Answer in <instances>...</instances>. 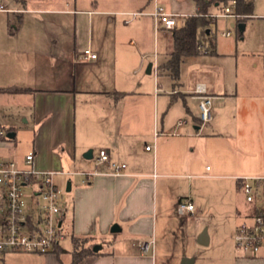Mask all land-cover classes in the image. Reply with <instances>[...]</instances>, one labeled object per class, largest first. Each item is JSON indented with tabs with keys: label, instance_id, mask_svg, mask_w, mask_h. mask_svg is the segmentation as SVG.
Segmentation results:
<instances>
[{
	"label": "crops",
	"instance_id": "1",
	"mask_svg": "<svg viewBox=\"0 0 264 264\" xmlns=\"http://www.w3.org/2000/svg\"><path fill=\"white\" fill-rule=\"evenodd\" d=\"M155 2L156 6L157 0ZM171 2L175 7L172 12L183 17L196 13L198 9L196 0ZM0 3L5 6L0 10V130L4 132L0 135V158L13 159L21 166H27L25 156L32 151L35 154L32 166L36 170L80 176L77 183L69 178L64 188L67 190L68 183H71V189L67 190L71 194L62 199L63 230L69 215L72 236H93L100 248L78 264H166L165 261L172 257L167 249L168 245L175 243L176 220L184 217L198 224L201 221L194 215L197 209L194 186L191 185L186 194L179 188L181 184L166 178L180 176L177 174L180 170H188L194 164L188 156L182 155V142L194 147L199 136L206 134L211 138L217 135L215 128L207 127L208 124L200 128L197 84H204L207 92L215 98L221 93L200 78L192 85L184 86V91L173 86L168 93L170 98L189 95L198 101V116L192 127L198 132L197 135L185 134L183 137L187 139L179 137L181 125L185 123L178 125L182 119L169 130L165 127H134V114L128 110V105L147 96L158 105L163 96L158 77L164 75L158 73V66L169 58L172 50L161 61L157 49L146 53L141 52L143 46H137L124 51L117 43L119 28L125 27L123 16L129 12H133L132 24L141 25L140 16H152V9L134 10L130 3L114 1L105 5L94 0L97 22L112 26L114 31L110 36L109 31L103 35L98 31L95 46L87 47L97 54V58L81 60V53L86 48L80 42L79 24L88 15L91 21L94 10L80 9L79 0H0ZM144 5L143 8L149 6L150 1ZM223 5L216 2L213 7L217 12L209 9V15L220 12ZM220 17L213 21V25ZM233 19L232 26L238 28L237 18ZM154 27L156 31L166 30L171 35V30L165 29L161 23L155 22ZM208 29V35L213 37L212 27ZM171 41L173 49L172 35ZM134 57L140 66L132 69L130 65ZM150 64L151 72H148ZM140 69L147 73L154 70L155 86L145 88L141 78L133 80L132 74ZM199 74L203 77L206 72L199 71ZM190 128L186 127L187 131ZM96 142L95 155L92 147H96ZM145 145H151V148L146 149ZM100 149L108 151L110 162L125 163L126 168L119 174L114 173L110 162L98 159ZM80 152H85L84 158L92 159L91 162L82 159ZM77 163L94 165V170H65ZM159 169L161 174L157 172ZM233 170L231 176L245 200L241 178L264 175V172L244 171L239 167ZM184 199L193 202L191 213L179 211L178 205ZM245 203L246 212L240 224L250 221V207L246 200ZM116 223L120 230L112 231ZM198 233H195L196 242L202 244L198 241ZM62 239L48 253L50 255L0 252V264H6L7 256L11 259L10 264L37 261L43 257L45 260L57 257L60 264H69L74 246L72 249L63 248ZM151 240H154L153 247L144 251L143 244ZM180 255L182 259L191 257L187 256L186 250ZM193 259L195 264V257ZM234 260L235 264H264V244L257 254L241 253Z\"/></svg>",
	"mask_w": 264,
	"mask_h": 264
},
{
	"label": "rangeland",
	"instance_id": "2",
	"mask_svg": "<svg viewBox=\"0 0 264 264\" xmlns=\"http://www.w3.org/2000/svg\"><path fill=\"white\" fill-rule=\"evenodd\" d=\"M100 1L105 5H110L114 1L130 3L134 5L132 7L134 10L143 11L151 9L153 11L156 3L155 0ZM149 1L150 5L143 8ZM93 3L94 0H79L78 3V7L86 12L95 11V15H91L93 17L91 21L88 15L79 24L80 42L84 48L95 46L98 31L101 35L109 31V36L114 31L112 26L97 22V7ZM157 4L164 6L168 12H172L175 8L171 0H157ZM210 10L217 12L213 5ZM129 13L123 16L122 23L125 27L119 28L121 32L117 43L120 48L131 51L137 46H143L141 52L146 53L157 49L160 54L159 60H164L168 52L172 50L170 33L162 29L156 31L152 16H140L142 24H132L133 12ZM207 19L208 28L212 27L219 54H201L185 58L181 63L177 79L166 74L160 75L158 82L163 96L158 105L150 96L137 98L128 105V110H132L134 114L132 118L134 127H165V130H169L176 127L180 119H184L185 123L181 125L179 137L187 139L183 137L185 134L191 132L197 135L198 132L192 128L198 116V101L189 95L170 98L168 93L173 86L181 87L184 91V86H190L194 81L201 79L213 86L217 93H221L217 98H213L214 118L207 125V127H214L217 135L211 138L206 137V134L202 136L203 138L199 136L194 147L187 146V142H182L184 145L182 155L188 156L194 164L188 170H180L177 173L180 176L166 178L167 181H176L179 185L181 184L183 188L178 187L186 194L190 186H194L197 194V209L194 215L201 220L199 224L184 217L176 220L178 227L175 243L168 245L167 249L172 257L165 261L166 264L182 260L183 256L180 254L185 250L187 256L195 257V264H235V256L244 253L236 246L235 234L237 226L243 221L247 205L231 174L237 167L244 171L264 172V0H255L254 16L246 19V27L242 35L236 26H232L235 22L232 17H220L216 25H213L214 20L211 17L207 16ZM228 29L231 30V35H222V32ZM111 45L114 47L115 44L111 41ZM200 49L205 51L206 46ZM149 59L155 62L154 58ZM130 66L132 69L140 66L136 57ZM199 71H205L206 74L201 77ZM155 77L154 70L152 73H147L145 69H140L139 72L132 74L133 80L142 79L145 88L155 86ZM186 127L191 128L187 131ZM207 130L206 128L205 133ZM94 146L96 147H92L93 153L96 155L97 142ZM84 153L80 152V157L86 162H91L92 159L84 158ZM76 169L93 171L94 165L77 163L65 170ZM157 172L162 173L161 169ZM55 178L60 186L66 189L69 178L77 183L80 176L57 174ZM161 179L160 177L159 180ZM24 191L26 196H29L31 187H25ZM67 194H71V191L65 190L64 195ZM238 210L242 215H239ZM205 229L209 243L198 244L195 233L198 231L201 234ZM64 230L65 238L62 239L61 245L65 249H72L73 236L69 215H67ZM47 255L50 254L47 253ZM10 261L11 259L9 260L7 256L6 264H10ZM19 264H60V260L57 257L55 259L48 257L45 260L43 257L37 261L32 259Z\"/></svg>",
	"mask_w": 264,
	"mask_h": 264
},
{
	"label": "built area",
	"instance_id": "3",
	"mask_svg": "<svg viewBox=\"0 0 264 264\" xmlns=\"http://www.w3.org/2000/svg\"><path fill=\"white\" fill-rule=\"evenodd\" d=\"M236 1L231 0L221 7L220 12L208 15L213 20L218 16L238 18L235 11ZM5 6L0 3V10ZM156 24L161 23L171 30L183 25L184 17L176 12H168L162 5H156L151 12ZM224 36L231 35V30L223 31ZM97 58L90 48L81 53V60ZM199 97V119L202 128L214 118L213 98L202 83L195 89ZM180 120L178 125L184 123ZM4 132L0 130V135ZM150 149L151 145H145ZM35 154L25 156L27 166H21L16 160L0 158V252H25L47 254L55 248L65 236L63 230L64 207L62 199L65 189L56 181V171H39L33 168ZM98 159L110 162L106 149L98 151ZM114 173L119 174L126 168L125 163L110 162ZM92 175V172H83ZM242 190L250 207V221L243 222L235 234L236 246L242 252L255 255L264 244V175L242 177ZM25 187H31L26 196ZM181 213H191L194 204L184 199L178 205ZM154 240L143 244L144 251H149Z\"/></svg>",
	"mask_w": 264,
	"mask_h": 264
},
{
	"label": "trees",
	"instance_id": "4",
	"mask_svg": "<svg viewBox=\"0 0 264 264\" xmlns=\"http://www.w3.org/2000/svg\"><path fill=\"white\" fill-rule=\"evenodd\" d=\"M198 4L197 12L184 17L183 25L171 29L173 49L169 58L158 66L159 74H169L173 78H179L180 66L185 57L217 54L216 41L214 37L208 35L209 9L216 2L227 5L231 0H196ZM235 11L240 15L237 22H245L247 18L254 14L255 0H235ZM242 34V33H240ZM204 36V38H203ZM201 51L200 47H205ZM72 261L69 264H78L85 256L96 252L93 236H73ZM57 247V246H55Z\"/></svg>",
	"mask_w": 264,
	"mask_h": 264
},
{
	"label": "water",
	"instance_id": "5",
	"mask_svg": "<svg viewBox=\"0 0 264 264\" xmlns=\"http://www.w3.org/2000/svg\"><path fill=\"white\" fill-rule=\"evenodd\" d=\"M237 26H238L239 30L241 32H243L245 27H246V23L245 22H239L237 24ZM207 32L209 33V29L207 30ZM151 67H152V64L149 65L148 72H151ZM70 189H71V183H68L67 190H70ZM111 230L112 231H118V230H120V226L117 223L113 224ZM198 241L200 243H202V244H207L208 243L209 237L207 235V230L206 229L200 234ZM99 248H100V245H95L94 246V250L95 251H97ZM193 261H194V259L192 257H184L180 264H193Z\"/></svg>",
	"mask_w": 264,
	"mask_h": 264
}]
</instances>
